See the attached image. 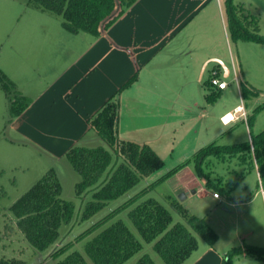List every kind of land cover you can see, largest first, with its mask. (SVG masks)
Returning <instances> with one entry per match:
<instances>
[{"label":"crops","instance_id":"1","mask_svg":"<svg viewBox=\"0 0 264 264\" xmlns=\"http://www.w3.org/2000/svg\"><path fill=\"white\" fill-rule=\"evenodd\" d=\"M224 1L137 0L101 35L87 36L71 60L62 63L61 69L56 68L35 92L32 89L27 93L24 81L5 73L30 99L26 109L10 119V126L27 143L59 163L71 146L90 145V138L99 137L88 120L111 98L119 108L117 134L121 139L154 146L169 136L171 144L187 121L186 136L192 133L196 138L207 137L210 127L205 101L209 103L211 94H225L229 86L219 89L210 80L216 72L228 81L233 62L239 63L230 46ZM168 97L177 99L167 101ZM243 108L247 114L248 106L243 104ZM243 113H238L241 119L235 123L245 121ZM220 135L217 131L211 138ZM184 170L188 167L175 177ZM189 173L192 178L186 184L193 194L212 196L231 207L249 205L257 195L264 205L260 186L250 199H237L232 193L231 197L221 193L217 198L204 180ZM260 177L259 173L264 185ZM224 210L230 215L236 211ZM250 216L248 221L245 217L244 225L235 226V236L230 239L223 241L217 232L215 244L190 264H222L234 247H264L259 241L261 235L251 227L254 220ZM235 262L264 264V260L246 252Z\"/></svg>","mask_w":264,"mask_h":264},{"label":"rangeland","instance_id":"2","mask_svg":"<svg viewBox=\"0 0 264 264\" xmlns=\"http://www.w3.org/2000/svg\"><path fill=\"white\" fill-rule=\"evenodd\" d=\"M234 3L239 6L243 15L256 20V24L260 26L259 33L264 35V0H234ZM226 18L228 22L227 13ZM63 20L62 15L43 10L30 0H0V69L19 82L24 81L23 89L27 93H32V89L35 92L37 87L42 86L41 83L46 82L48 77L53 75L56 68L61 69L64 65L62 63L71 60L76 49L83 45V40L90 36L86 32L77 34L69 31L63 26ZM254 27L251 26V29ZM228 33L232 53L234 57L237 56L239 62L237 63L238 82L233 79L234 70L231 66V76L226 78L229 86L225 94L212 98L209 103L205 101L209 111L206 119L207 122L209 121V135L196 138L190 133L186 136L187 121L185 125L180 126L181 129L176 138L172 139L171 144H169V136H165L154 146L149 144L162 157L164 165L143 178L141 183L129 193L111 201L109 206L85 221H81L80 217L88 196L84 199V197H77L76 194V184L81 179L80 174L66 157L60 163L53 162L35 146L22 139L10 126L12 118L10 97L0 82V264H57L60 257L52 256L57 248L75 241L79 234L107 214L110 209L126 200L131 193L157 180L182 161L192 159L200 148L214 141L222 145L241 144L251 140V132L257 134L264 130V43L235 40L231 36L230 29ZM226 50L228 62L232 65L228 45ZM245 85L248 89L243 92ZM169 99L173 102L177 98L168 97L167 101ZM241 101L248 106L246 117L243 118L245 121L232 123L227 128L222 126L219 121L220 114L234 110ZM252 115L254 119L249 125L248 121ZM217 131H220L221 135L211 138ZM90 139L93 140L90 145L105 144L100 137ZM207 162L204 168L209 166L208 170L211 169L214 180L220 179L227 189L235 185L232 196L237 199L252 198L256 194L257 187L261 185L257 163L254 156L248 152L232 158L211 156ZM51 168L56 170L61 180L62 196L76 203V215L70 225L62 228L61 239L57 243L48 249L40 250L20 229L18 219L11 207ZM190 171L194 172L193 161L188 166V170L182 171L179 177L174 176L160 183L148 192L147 197H154L169 208L174 222L188 224L179 209L173 206L174 201L178 202L179 206L188 213L204 218L216 232L221 234L223 241L225 238L234 237L235 226L244 225L245 217L248 221L247 217L251 215L254 220L251 227L261 235L259 241L264 243V205L261 196L256 195L249 205L231 207L227 203L213 199L212 196L193 194L186 184L192 178ZM260 178L264 182V177ZM182 181L184 188H182ZM225 208L236 210L237 214L234 212L230 215L224 210ZM117 219L125 221L144 245L142 251L123 264H134L144 254L150 255L157 264H166L155 251L153 242L148 243L142 238L128 216V209L121 212L114 220ZM193 233L198 239L199 247L184 264H190L209 247L202 236L195 231ZM85 242L86 240L75 242L73 249L84 252ZM87 259L90 264H94L90 258L87 257Z\"/></svg>","mask_w":264,"mask_h":264},{"label":"trees","instance_id":"3","mask_svg":"<svg viewBox=\"0 0 264 264\" xmlns=\"http://www.w3.org/2000/svg\"><path fill=\"white\" fill-rule=\"evenodd\" d=\"M43 10L63 16V26L73 33L86 32L101 35L137 0H30ZM229 29L235 40H252L264 43V35L255 19H248L234 3L225 0ZM255 25V27H254ZM251 26L254 27L251 29ZM0 82L10 97L12 117L19 116L30 103V99L17 92L16 84L0 70ZM246 85L243 92L247 91ZM220 94H211L208 100ZM258 110V109H257ZM119 108L111 98L89 120V127L105 144H75L69 148L66 158L81 179L76 184L77 197H87L82 209L81 221L89 220L110 202L136 188L143 178L164 165L162 157L149 145L118 137L117 121ZM254 115L248 121L251 125ZM251 129V128H250ZM252 154L261 177H264V130L251 132V140L241 144L222 145L212 142L200 148L193 158H188L152 183L131 193L126 200L70 241L57 248L52 256L59 258L57 264H123L143 250V242L122 219L114 220L128 209V216L142 238L153 242L155 251L166 264H184L199 247L193 231L213 246L218 233L209 223L197 215L190 214L174 201L173 206L187 219V223L174 222L169 208L154 197H147L150 190L190 166L193 161L197 177L205 181L208 188L231 197L235 185L227 189L221 180L212 178L211 169L204 168L211 156L234 157L241 153ZM119 159V160H118ZM63 186L56 170L51 168L12 205L18 226L29 241L38 249L45 250L61 239L64 226L70 225L76 215V203L62 196ZM86 240L84 252L73 249L75 242ZM246 252L264 260V247L246 245L232 248L223 257L222 264H236L235 258ZM134 264H157L150 255H141Z\"/></svg>","mask_w":264,"mask_h":264},{"label":"built area","instance_id":"4","mask_svg":"<svg viewBox=\"0 0 264 264\" xmlns=\"http://www.w3.org/2000/svg\"><path fill=\"white\" fill-rule=\"evenodd\" d=\"M233 70H234V78L233 79L238 82V66L234 62H233ZM210 83H211V85L216 86L219 89H225L229 85V82L226 80H222L216 72L213 74V76L210 80ZM237 116H238L237 120L241 119V116L239 114H237ZM244 116L246 117L245 113H243V118H244ZM260 191H261L263 198H264V185H262V184L260 185ZM213 195H214V197H217V198L221 197V195L218 192H214Z\"/></svg>","mask_w":264,"mask_h":264},{"label":"clouds","instance_id":"5","mask_svg":"<svg viewBox=\"0 0 264 264\" xmlns=\"http://www.w3.org/2000/svg\"><path fill=\"white\" fill-rule=\"evenodd\" d=\"M244 108H243V101H241V104L237 106L234 110L232 111H227L223 115L220 116V122L221 124L227 128L230 126L232 123H235L238 119L237 114L238 113H243Z\"/></svg>","mask_w":264,"mask_h":264}]
</instances>
